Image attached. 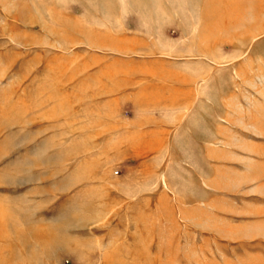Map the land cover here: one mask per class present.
<instances>
[{
	"label": "rangeland",
	"instance_id": "1",
	"mask_svg": "<svg viewBox=\"0 0 264 264\" xmlns=\"http://www.w3.org/2000/svg\"><path fill=\"white\" fill-rule=\"evenodd\" d=\"M0 264H264V0H0Z\"/></svg>",
	"mask_w": 264,
	"mask_h": 264
}]
</instances>
